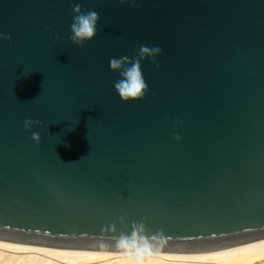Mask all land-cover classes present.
Wrapping results in <instances>:
<instances>
[{
  "label": "water",
  "instance_id": "1",
  "mask_svg": "<svg viewBox=\"0 0 264 264\" xmlns=\"http://www.w3.org/2000/svg\"><path fill=\"white\" fill-rule=\"evenodd\" d=\"M136 3L0 0V241L116 252L264 239V0ZM76 5L100 16L83 47L69 39ZM140 45L161 48L160 66L141 61L149 91L125 102L110 59Z\"/></svg>",
  "mask_w": 264,
  "mask_h": 264
},
{
  "label": "bare ground",
  "instance_id": "2",
  "mask_svg": "<svg viewBox=\"0 0 264 264\" xmlns=\"http://www.w3.org/2000/svg\"><path fill=\"white\" fill-rule=\"evenodd\" d=\"M0 264H264V239L220 249L116 252L0 241Z\"/></svg>",
  "mask_w": 264,
  "mask_h": 264
},
{
  "label": "clouds",
  "instance_id": "3",
  "mask_svg": "<svg viewBox=\"0 0 264 264\" xmlns=\"http://www.w3.org/2000/svg\"><path fill=\"white\" fill-rule=\"evenodd\" d=\"M121 3H127L129 0H120ZM135 7H139L136 0H131ZM75 15L71 24L72 35L69 39L74 45L83 47L85 42L91 41L97 35V22L100 20L99 14L94 10L82 11L80 5H76L73 9ZM56 39L59 40V34H56ZM10 44V41H9ZM160 47L149 48L145 45L138 47L137 53L133 57L123 56L119 59H110V68L114 72H119L121 79L114 83L115 90L119 97L127 102L130 100H141L149 91V85L145 82L141 61L145 58H150L153 63L159 67V62L156 61V56L161 53ZM39 120L28 118L24 121L25 129H31L34 125H39ZM182 123L177 121L176 126ZM174 138L179 141L181 139L179 133H173ZM31 140L36 144L41 141L39 132H33ZM139 228L144 229L145 225L140 223Z\"/></svg>",
  "mask_w": 264,
  "mask_h": 264
}]
</instances>
